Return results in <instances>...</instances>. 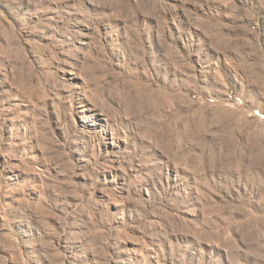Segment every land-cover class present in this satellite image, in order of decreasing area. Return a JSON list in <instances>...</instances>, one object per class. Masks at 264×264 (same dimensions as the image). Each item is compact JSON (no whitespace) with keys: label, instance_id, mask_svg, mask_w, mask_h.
<instances>
[{"label":"rangeland","instance_id":"1","mask_svg":"<svg viewBox=\"0 0 264 264\" xmlns=\"http://www.w3.org/2000/svg\"><path fill=\"white\" fill-rule=\"evenodd\" d=\"M0 264H264V0H0Z\"/></svg>","mask_w":264,"mask_h":264}]
</instances>
